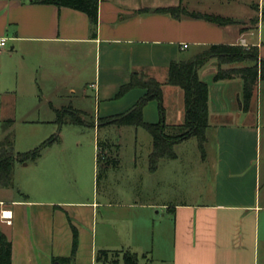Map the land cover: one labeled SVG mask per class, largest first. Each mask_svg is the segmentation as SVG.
<instances>
[{"label": "crops", "instance_id": "1", "mask_svg": "<svg viewBox=\"0 0 264 264\" xmlns=\"http://www.w3.org/2000/svg\"><path fill=\"white\" fill-rule=\"evenodd\" d=\"M263 6L264 0H98L97 24L91 28L84 13L67 7L0 0V124L29 122L34 106L43 110L36 120L49 117L56 124L74 113L87 117L91 106L98 137L102 119L125 113L144 95L139 88L118 95L132 73H143L162 84L163 108L161 115L158 103L148 102L143 121L180 125L184 94L166 84L170 64L216 44L256 47L264 60ZM165 8L235 23L217 26L158 12ZM217 66L218 60L210 58L198 71L208 86L203 148L195 137L173 147L181 150L196 139L197 160L174 150L173 159H162L150 170L152 138L136 128L127 130L134 131V142L126 161L118 148L120 136L114 151L106 138L101 148L96 140L92 151L67 156L46 148L31 162L41 158L39 190L19 197L13 188H0V213H12L10 226L0 220V233L11 242V264H59L53 260L62 258H72L73 264H125V252L138 258L152 254L156 264H259L264 81L244 109L242 80L214 81ZM230 67L237 66L222 65ZM7 135L11 132L4 129L0 143ZM179 172L195 177V195L188 188L175 193ZM99 251L117 253L116 263L97 262Z\"/></svg>", "mask_w": 264, "mask_h": 264}, {"label": "trees", "instance_id": "2", "mask_svg": "<svg viewBox=\"0 0 264 264\" xmlns=\"http://www.w3.org/2000/svg\"><path fill=\"white\" fill-rule=\"evenodd\" d=\"M32 4L53 5L56 7H67L84 13L94 28L97 24L98 0H27ZM158 12L168 13L173 16L179 14L189 16L192 19L206 21L217 26H226L235 22L229 18L216 15H206L194 12H187L182 8L159 9ZM260 20L264 24V6L260 10ZM258 20H255L257 23ZM210 58L218 60V66L213 76L214 81L231 80L239 78L243 82V108L247 109L252 94L259 81H264V61L259 59L258 50L252 46H229L223 44L211 45L203 53L194 56L185 62H172L168 69L166 84L180 88L184 94V122L180 125L167 126L162 121L157 124H149L143 121L142 112L145 105L150 101L158 103L159 112L163 114L162 108V84L143 73H132L127 84L120 88L119 96L131 89L139 88L144 90V95L125 113L104 118L101 125L112 124L117 127H135L145 129L152 138V150L149 155V168L154 170L158 162L162 159H173L175 144L189 138L195 137L199 148H203L204 133L208 127V86L198 78V71ZM260 62V63H259ZM260 64V65H259ZM222 65H235L223 69ZM74 113V112H73ZM78 115V114H76ZM63 117V116H62ZM69 121L59 118L57 124H81L78 116H69ZM10 123V122H9ZM4 127V125H3ZM58 134L54 135L47 142L42 143L37 148L17 153L13 149L12 137L7 135L0 143V188L12 189V172L16 162L27 163L38 159L42 151L52 143L57 142ZM98 162L101 157L98 154ZM74 248L76 234L74 232ZM108 255H112L108 258ZM117 253L109 254L106 251H99L96 261L100 263H116L113 258ZM125 264H138V257L135 254L125 252L123 254ZM59 264H73L72 258H62L53 260ZM0 264H11V242L0 233Z\"/></svg>", "mask_w": 264, "mask_h": 264}, {"label": "rangeland", "instance_id": "3", "mask_svg": "<svg viewBox=\"0 0 264 264\" xmlns=\"http://www.w3.org/2000/svg\"><path fill=\"white\" fill-rule=\"evenodd\" d=\"M251 8H254L256 12L259 11L258 9L259 6L252 5ZM89 103L90 102H88V105ZM29 112L31 113V118L30 120H28L29 122H24L22 120H14V124L12 127H10L8 124L4 125L3 127L0 124V139L2 138L1 134L3 130L4 129L9 130L11 132L14 151L17 152L30 151L40 146L42 143L47 142L54 135L57 134L59 137L58 141L52 143L49 147H47L49 148L47 151L50 152L49 154L53 152L57 153L60 151L63 152L65 151L64 153L60 152L59 154L56 155L67 156V155H72V152L75 150H83L90 152L93 149H95L96 140L99 142V146L101 148L105 138L109 141H112L111 143L114 146H112L111 149H113L114 151L116 147L115 145L119 142L118 138L120 136L121 142H120V146L118 147L119 152L121 154L122 159H124V161L129 159L128 150L129 148H131V144L134 142V140H132L134 131H127V130H135L136 128L117 127L115 125H111V126L101 125L99 127L98 137H97V134L94 129V126L96 124H94L93 126V123L95 121L92 118L94 116V108H91V106H90V115H88L87 117L82 118L81 116L77 115L79 119L83 121L85 124L74 125V124L66 123L63 124L61 127H59L58 124L53 122L49 117L42 118L40 120H36L34 118L36 117L37 113L41 114L43 112V110L41 109V105L40 107L34 106V108H30ZM138 130L139 132H141V134L149 138V135L145 130L143 129H138ZM75 139H78V141L76 142ZM139 144L141 145V149L143 150L144 149L143 146L145 142L140 139ZM196 144H197L196 139L192 138L187 143H185V145L180 147L181 150H179L178 147H175L174 150L179 153L181 152L180 153L181 158H184L183 155H185L186 156L185 159L189 160L188 158L190 157L192 160H195L196 158H198V157L195 158L198 152L196 149L197 148ZM142 158H140L139 160L141 161ZM24 164L26 163L16 162L14 164L13 172H12L13 189L16 190V194L19 197L22 194L29 195L30 193L39 190V188H41V172H40L41 158L37 161V163L29 162L28 167L22 169L20 166H23ZM174 164L177 165L179 163L174 162ZM178 174L175 175V182H174L175 193L182 191V189L186 190L188 188L190 195L192 194L195 195L199 186L195 177L191 176V174L189 175L183 174L182 172H179ZM183 175L185 177H183ZM177 177L178 179H176ZM89 187H91L90 184ZM123 254L125 253H122V256ZM138 264H156V263L153 259V255L149 254L147 258H143V257L138 258ZM259 264H264V246L262 245V243L260 244L259 247Z\"/></svg>", "mask_w": 264, "mask_h": 264}, {"label": "built area", "instance_id": "4", "mask_svg": "<svg viewBox=\"0 0 264 264\" xmlns=\"http://www.w3.org/2000/svg\"><path fill=\"white\" fill-rule=\"evenodd\" d=\"M0 46H4V40H1L0 41ZM183 49H186L187 46L186 45H183L182 46ZM11 219H12V213L11 211H8V210H4V211H1L0 213V220L5 223L6 225H11Z\"/></svg>", "mask_w": 264, "mask_h": 264}]
</instances>
